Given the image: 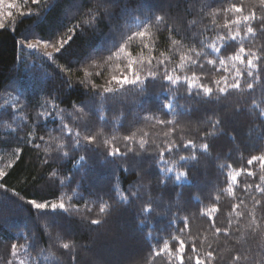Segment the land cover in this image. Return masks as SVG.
<instances>
[{
  "label": "trees",
  "instance_id": "1",
  "mask_svg": "<svg viewBox=\"0 0 264 264\" xmlns=\"http://www.w3.org/2000/svg\"><path fill=\"white\" fill-rule=\"evenodd\" d=\"M9 1L14 6L4 18L11 20L0 27V264H98L96 259L104 258L108 248H114L110 253L124 249L126 256L100 264H181L180 241L185 246L183 264H195L197 257L205 264H264V212L257 204H264V193L256 187L264 188V166L258 160L248 164L253 156H264V120L259 116L264 111V71L229 59L241 46L264 57V31L256 27L257 21L242 20L252 12L264 16L261 0ZM233 5L243 12L226 11ZM156 16H164V22L157 24ZM235 20L241 23H232ZM247 26L254 33H247ZM70 28L74 32L69 33ZM138 31L149 35L129 44L128 37ZM237 31L236 41L218 38ZM70 34L73 39L57 53L53 45ZM201 41L221 48L220 53L211 47L197 49L206 54L201 82L213 87L211 99L189 98L186 85H170L159 76L144 85L125 86L127 91L103 103L95 95L115 87L108 81L127 71L129 60L137 61L134 67L145 80L149 59L155 67L157 61L171 58L170 67H176ZM33 42H47L51 50L29 49ZM121 45H127L126 51L117 55ZM208 59L217 61L215 67ZM238 70L253 72L240 78L241 90L215 91L213 81L227 77L231 84ZM85 80L88 83H82ZM92 83L95 89L89 87ZM220 86H225L223 81ZM173 95L176 114H165L162 105ZM53 97L64 123L79 131L81 139L96 135L91 146L82 140L87 151L61 147L70 141L59 130L60 113L45 128L36 126L37 113ZM12 105L19 109L14 117L9 114ZM148 115L173 123L145 120ZM217 120L221 123L213 129L210 121ZM133 134V142L124 140ZM141 139L148 141L147 151L140 150ZM188 141L197 146L195 151L182 147ZM205 142L208 152L200 150ZM171 143L180 145L179 151L169 153ZM115 147L122 153L131 147L133 152L126 159L107 157ZM162 168L174 171L165 175ZM185 171L187 179L177 184L174 174ZM237 172L239 183H233L230 177ZM246 185L251 187L245 190ZM130 192L138 198L121 200ZM29 200L63 202L68 211H38ZM149 205L152 211L143 213ZM14 242L26 245L16 258L11 255ZM63 243L70 248L63 249ZM165 243L170 252L154 255Z\"/></svg>",
  "mask_w": 264,
  "mask_h": 264
},
{
  "label": "snow or ice",
  "instance_id": "2",
  "mask_svg": "<svg viewBox=\"0 0 264 264\" xmlns=\"http://www.w3.org/2000/svg\"><path fill=\"white\" fill-rule=\"evenodd\" d=\"M38 0H32V3L35 4L37 3ZM261 4L264 5V0H261ZM14 5H9V7H13ZM234 10L236 13H242L243 9L241 7H237L235 5L232 6L231 9H227L226 11H232ZM9 15H11V13H9ZM28 15H31V13H28ZM165 20L164 16H156L155 17V22L157 24L159 23H163ZM243 22H245L246 24L248 22L251 21H257L256 27L259 28L261 31H264V16H261L259 18H257L255 12L250 13L249 15H243L242 17ZM232 23L235 24H239L241 23L240 20H235L232 21ZM0 27H3V25H0ZM225 28L228 27V24L226 23L224 25ZM74 28H70L68 29L69 33L74 32ZM247 33L252 34L254 33V28L252 26H247ZM149 34L145 31H138L134 34V36H129L128 37V43L130 44L132 41H134L137 37L140 38L141 40H143L145 37H147ZM240 35L239 31H237L234 35L229 33H226L223 36H219L218 38L221 41H225V40H231V41H236L237 37ZM73 39V36L70 34L67 36V38H60L56 44L53 45V47L55 48V51L57 53L61 52L62 49L65 48V46ZM58 44V46H57ZM23 47V45H21ZM48 44L47 42H45V47H47ZM27 47L29 49H34L35 45L34 44H28ZM115 47V45H114ZM126 47L127 45H121L118 48V52L117 55H119L120 53H124L126 51ZM145 48L148 47L147 44L144 45ZM199 48H203V47H211L213 52L216 53H220L221 52V48L217 47L215 43H212L210 45H205L203 43V41H201L199 43V45H194L193 47H191L189 49V53L187 55H183L180 57V62L179 64L176 65V67H170V65L173 63V60L171 58H168L166 60H159L156 63V66L153 67L152 66V60L149 59L147 61V68H148V72H147V77L145 80L141 79V75L140 72H138L136 70V68L134 67V65L137 63V61L135 60H129L127 63V71L122 72L121 75L119 76H115L113 75L111 77V80L108 81L109 85L114 84L115 87L112 86H108V87H104L103 88V95H101L100 92H96L95 95L97 96H101V102H105L108 99H115L118 95L123 94L124 91H127L125 86H137L139 85H144L146 83V80H152L155 81L156 78L159 76V78L162 81H167L170 85H186V89H185V93L186 96L189 98H200V99H204V98H208L211 99L213 94H214V89L213 87L208 86L207 84L201 82L203 79V76L205 75V73L203 72L204 70V63L203 58L206 55L204 52L197 50ZM131 52H128V56H131ZM161 55H164L163 53H161ZM247 57L246 61L245 58ZM111 59V56H109V60ZM229 59L231 60H236L239 61L241 64H244L246 62L247 66L251 69V68H256L258 69V71H264V67H261L260 64H258L257 62H261L264 63V57H261L260 55H257L256 53L253 52H248L245 50V48L243 46H241L238 50V52L233 55L230 56ZM141 64H143V61L140 62ZM206 63L208 65H212L213 67H215L217 61L213 60V59H208L206 61ZM225 63V60L223 57H221L219 59V64L221 66H223ZM200 69L201 70V75L197 74L196 69ZM179 70V71H178ZM226 70V69H225ZM141 71H143V69H141ZM216 71H220V68H216ZM131 72V77L128 75V73ZM188 73H191V75H188ZM97 75H100V73H96ZM245 75H247L248 77H252L253 76V72L252 71H247V73H243L240 72L239 70L236 73V77H234L233 82L231 84H228L227 81V77H221L220 80H215L213 81V83L217 86L215 91L220 93V94H228L230 89H234V90H241V84H240V78L244 77ZM221 81L224 82L225 86H220ZM65 83L69 86V88H71V81L70 80H66ZM82 83H88V81H82ZM90 88L95 89L97 86L92 83L89 85ZM253 85L252 83H247V88L248 89H252ZM141 91H144V88L142 87L140 89ZM175 96L173 95L172 99L169 100L167 103H164L162 105V110L165 114L171 113L172 115H175V105L173 103V101L175 100ZM73 108L75 109L76 105L75 102H72ZM42 107H44V111L43 112H39L37 113L36 116V121H37V125L40 128H45L47 122L49 120H57L58 119V113L61 114V118L59 119V130L60 132L65 135L67 137V139L70 141V143L68 145H62L61 147H68L72 150H76V149H81L84 151L88 150V147H83L82 148V140L83 142H86L87 146H91L97 139L96 135H85L83 136V138L81 139V133L79 131H74V129L72 127H69V125L67 123H64L63 119H62V111L58 108V105L55 104V97L52 98L51 103L47 102L45 103V105H42ZM81 109H83L84 107H86V105H81L80 106ZM19 109H17L16 105H12L11 109H10V116L14 117L16 112ZM260 118L262 120H264V111H261L259 114ZM145 120H153L155 119L157 123L159 124H172L173 121L168 120H161L158 117L154 116V115H148L144 117ZM213 129H215L217 126H219V124L221 123L219 120L211 122ZM147 135V134H145ZM167 135V133H166ZM206 136H214L215 132H206L205 134ZM28 136L31 138L33 136V133L29 132ZM134 136L135 134H133L132 136H125L124 140L125 141H129V142H133L134 141ZM39 139L43 140V137H39ZM105 143L107 144L108 141H105ZM139 148L141 151H147L146 145L148 143L147 140L141 139L139 142ZM37 147H39V145H37ZM180 145H176L175 143H171L170 146L168 147L167 151L169 153H171L173 151V148H175L177 151H179L180 149ZM182 147L184 149H192L193 151L196 150V145L192 142V141H188L187 143L183 144ZM200 150L203 152H208L209 151V143L205 142L200 146ZM129 152H133V149L131 147L127 148L126 152H121L119 147H115L113 148L111 151H109L107 153V157H113V158H121V159H126L127 155ZM135 154V153H133ZM68 152H63V156H67ZM106 157V158H107ZM160 158H163V153H160ZM85 157H80V160L83 161L85 160ZM181 160H187L188 157H184L181 156L180 157ZM191 159H195V156L193 155L191 157ZM259 161L261 163L262 166H264V156H260V157H256L253 156L250 160H248V164L251 165L253 164L254 161ZM166 163V162H165ZM121 171H127V169H121ZM160 171L162 173H164L165 175L169 174V173H173V169L171 168H162L160 169ZM243 170H241L242 172ZM249 176L253 175V173L248 172L247 173ZM57 174L55 172L52 173V176L55 177ZM187 172H178L174 174V179L175 182L177 184H179L182 180H186L187 179ZM240 175V172H237L235 175H231L230 179L233 183H239V181L237 180V176ZM70 179V178H69ZM261 180H264V176L261 177ZM166 181L165 180H161V183L164 184ZM61 183L63 184L64 181H61ZM4 185L0 184V188H3ZM251 187V185H246L245 186V190ZM257 189L259 191H261L262 193H264V188L260 187L259 185L256 186ZM117 193H119V188H116ZM229 191H232V188L229 189ZM121 200L127 202L129 200V198L131 199H136L138 198L137 194L135 192H130L128 194V196H121L120 197ZM218 199V197H217ZM28 203L34 207L36 210L40 211V210H44L47 211L50 209L51 213L53 215H56L58 213H65L68 211V209L66 208V205L63 202L60 203H51L50 205L47 202H37L36 200H29ZM257 204L260 205L261 207V211L264 212V204H261L260 201H257ZM235 207H239V205H235ZM101 212L105 211V208L102 206L100 209ZM141 211L143 213H149L152 211L151 206H146L143 209H141ZM213 212L217 211L216 208L212 209ZM237 215H240V213H237ZM92 224H99L100 221L99 220H92L91 221ZM187 225L185 224V227ZM182 229H178V231H181ZM221 229L220 228H216V232H220ZM225 233L227 234V229L224 230ZM58 239L60 237H57ZM25 239H27V237H25ZM180 253L181 255L178 256L177 258L181 260V264H183L184 261V257H183V252H184V242L180 241ZM35 246V243L33 242V245ZM63 249L68 250L70 248V245L68 243H63L60 245ZM26 245H19L18 243H12L11 244V255L16 258L18 257V252L19 249L21 248H25ZM74 247V246H71ZM192 251H195V249H192ZM170 252L169 246L167 243L164 244V247L162 249H160V251L155 252L154 255L156 256H161L163 253H168ZM209 257H212V253H208ZM234 259L236 261H239L241 259L240 255H237L234 257ZM8 264H13V261H8ZM19 264H24V261H20ZM195 264H205L204 261H202L199 257H197L195 259Z\"/></svg>",
  "mask_w": 264,
  "mask_h": 264
},
{
  "label": "rangeland",
  "instance_id": "3",
  "mask_svg": "<svg viewBox=\"0 0 264 264\" xmlns=\"http://www.w3.org/2000/svg\"><path fill=\"white\" fill-rule=\"evenodd\" d=\"M9 5H11V3H10L9 0L8 1L2 0L1 3H0V25H3L5 23V21L6 22H9L11 20V19H7V18L5 19L4 18V17H7V16H10L9 15L10 12H9L8 9H10L11 7H9ZM31 44H34L35 45V48L34 49L43 50L45 52H49L51 50V47H49V46L45 47V44L42 43V42H33ZM126 241L129 243V241L127 239H126ZM121 242H123V239H122ZM125 246H128V245H125ZM111 249H114V248H108V249H106V251H107L108 254L104 253V256L105 257L104 258H101V259L97 258L96 259V262L98 264H100V262H102L103 260H109L110 259L109 257H111L115 261L118 260V259H124L125 258L126 254H125L124 249H118L117 248V249H115L116 251L114 253L113 252L110 253Z\"/></svg>",
  "mask_w": 264,
  "mask_h": 264
}]
</instances>
